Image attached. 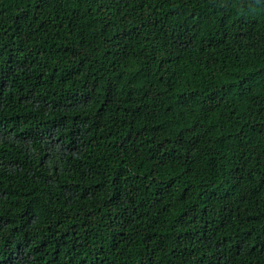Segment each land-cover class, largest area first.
Masks as SVG:
<instances>
[{"label":"trees","instance_id":"16d2710c","mask_svg":"<svg viewBox=\"0 0 264 264\" xmlns=\"http://www.w3.org/2000/svg\"><path fill=\"white\" fill-rule=\"evenodd\" d=\"M0 264H264V0H0Z\"/></svg>","mask_w":264,"mask_h":264}]
</instances>
